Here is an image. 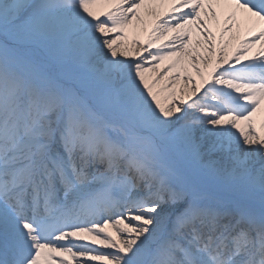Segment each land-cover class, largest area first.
<instances>
[{"label":"snow or ice","instance_id":"1","mask_svg":"<svg viewBox=\"0 0 264 264\" xmlns=\"http://www.w3.org/2000/svg\"><path fill=\"white\" fill-rule=\"evenodd\" d=\"M0 264H264V0H0Z\"/></svg>","mask_w":264,"mask_h":264},{"label":"bare ground","instance_id":"2","mask_svg":"<svg viewBox=\"0 0 264 264\" xmlns=\"http://www.w3.org/2000/svg\"><path fill=\"white\" fill-rule=\"evenodd\" d=\"M157 11H159V12H163V11H165V8H163V7H158V8H157ZM132 36H133V32L130 31V32H129V39H131ZM166 63H167V62H166ZM163 68H164V66L162 65V66H161V71H162V72H163ZM172 74L174 75L175 73H172Z\"/></svg>","mask_w":264,"mask_h":264}]
</instances>
